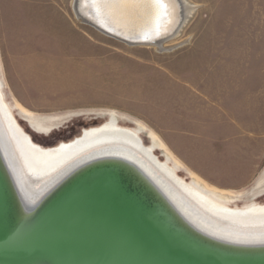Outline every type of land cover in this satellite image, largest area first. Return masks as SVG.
I'll list each match as a JSON object with an SVG mask.
<instances>
[{
	"label": "rangeland",
	"instance_id": "rangeland-1",
	"mask_svg": "<svg viewBox=\"0 0 264 264\" xmlns=\"http://www.w3.org/2000/svg\"><path fill=\"white\" fill-rule=\"evenodd\" d=\"M73 1L0 0V79L7 85L6 102L37 117H68L43 135L13 110L35 144L52 148L68 143L84 129L104 124L105 113H115L130 120L123 127L139 123L157 137L182 166L178 175L190 182L197 176L150 124L166 97L177 105L193 95L181 92L182 86L219 101L264 140V0H187L196 9L161 48L128 46L79 23ZM263 177L264 145L256 182L228 192L248 193L230 206H246L250 192L256 204L264 205V189H255Z\"/></svg>",
	"mask_w": 264,
	"mask_h": 264
},
{
	"label": "water",
	"instance_id": "water-1",
	"mask_svg": "<svg viewBox=\"0 0 264 264\" xmlns=\"http://www.w3.org/2000/svg\"><path fill=\"white\" fill-rule=\"evenodd\" d=\"M83 2L76 0V11ZM83 21L129 46L153 43ZM174 207L128 160L90 164L26 205L0 156V264H264V244L218 242L193 230Z\"/></svg>",
	"mask_w": 264,
	"mask_h": 264
},
{
	"label": "bare ground",
	"instance_id": "bare-ground-1",
	"mask_svg": "<svg viewBox=\"0 0 264 264\" xmlns=\"http://www.w3.org/2000/svg\"><path fill=\"white\" fill-rule=\"evenodd\" d=\"M188 4L187 0H84L78 12L74 0L73 13L79 23L99 33L83 18L130 41H151L153 43L145 46L161 48L193 14L196 8ZM1 69L0 62V74ZM6 86L5 80L0 79V156L13 179L20 203L37 205L66 180L95 162L128 160L142 168L161 188L193 230L230 246L247 248L264 244V205L255 203L254 192L249 193L246 206L231 207L248 193L239 195L211 188L197 177L187 182L178 175L182 166L157 137L139 123L133 122V128L123 127L121 124L130 120L115 113H105L104 124L84 129L73 141L43 148L19 125L13 110L43 135L68 117L30 115L18 104L6 102ZM142 136L149 140V145ZM156 153L162 154L164 160ZM255 189H264V180Z\"/></svg>",
	"mask_w": 264,
	"mask_h": 264
},
{
	"label": "crops",
	"instance_id": "crops-1",
	"mask_svg": "<svg viewBox=\"0 0 264 264\" xmlns=\"http://www.w3.org/2000/svg\"><path fill=\"white\" fill-rule=\"evenodd\" d=\"M179 89L193 95L178 106L166 97L151 126L174 156L208 185L225 192L249 188L262 164V134L232 118L219 101L198 96L200 90Z\"/></svg>",
	"mask_w": 264,
	"mask_h": 264
}]
</instances>
